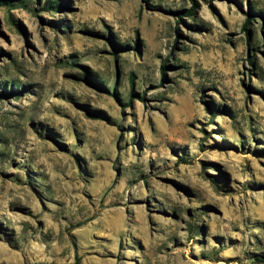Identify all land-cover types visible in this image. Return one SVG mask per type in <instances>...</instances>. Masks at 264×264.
Segmentation results:
<instances>
[{"label":"rangeland","instance_id":"374dc122","mask_svg":"<svg viewBox=\"0 0 264 264\" xmlns=\"http://www.w3.org/2000/svg\"><path fill=\"white\" fill-rule=\"evenodd\" d=\"M46 1L0 0V264H264V0Z\"/></svg>","mask_w":264,"mask_h":264},{"label":"trees","instance_id":"16d2710c","mask_svg":"<svg viewBox=\"0 0 264 264\" xmlns=\"http://www.w3.org/2000/svg\"><path fill=\"white\" fill-rule=\"evenodd\" d=\"M60 3V0H47L46 1V5L48 6V7H53L54 5H58ZM58 8V7H57ZM193 11H194V9H190V10H188V11H184V12H181V13H184L186 16H193ZM181 13H178L180 16V18H182V16H181ZM248 15L250 16V17H252L253 15H254V13H253V10H251L249 13H248ZM167 68H169V66L168 65H166V64H164L163 65V73H164V75H165V72H166V69ZM80 262H81V258L79 257V256H77L76 257V262H75V264H80Z\"/></svg>","mask_w":264,"mask_h":264}]
</instances>
